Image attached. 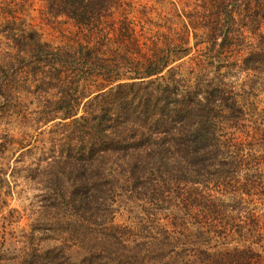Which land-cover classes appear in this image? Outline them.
Instances as JSON below:
<instances>
[{"label": "trees", "instance_id": "trees-1", "mask_svg": "<svg viewBox=\"0 0 264 264\" xmlns=\"http://www.w3.org/2000/svg\"><path fill=\"white\" fill-rule=\"evenodd\" d=\"M44 3L74 31L12 33L54 126L27 166H49L74 227L121 193L148 205L136 226L107 216L78 261L52 245L24 264H264V0Z\"/></svg>", "mask_w": 264, "mask_h": 264}, {"label": "rangeland", "instance_id": "rangeland-1", "mask_svg": "<svg viewBox=\"0 0 264 264\" xmlns=\"http://www.w3.org/2000/svg\"><path fill=\"white\" fill-rule=\"evenodd\" d=\"M7 23L12 32L5 30ZM22 28L37 29L44 41L54 44H62L70 30L74 31L72 22L49 12L44 0H0V254L13 257L11 263L24 264L23 258L32 248L60 245L71 260L78 261L84 239L96 235L107 216L116 223L136 226L146 221L143 209L148 204L145 196L121 193L107 212H100L97 206L96 216L76 227L68 221L71 218L64 205L50 207L45 200L49 166L27 165L35 162L32 158L49 156L40 146L52 145L54 126L38 96L47 85L34 82L30 68L25 67L29 62L22 65L19 61L29 49L19 46L12 33L16 35ZM31 55L29 51L25 58Z\"/></svg>", "mask_w": 264, "mask_h": 264}]
</instances>
